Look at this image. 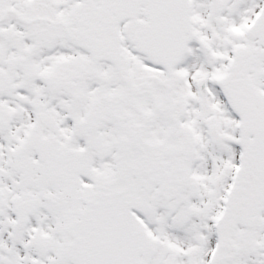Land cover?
I'll list each match as a JSON object with an SVG mask.
<instances>
[{
  "label": "snow or ice",
  "instance_id": "6c2138e0",
  "mask_svg": "<svg viewBox=\"0 0 264 264\" xmlns=\"http://www.w3.org/2000/svg\"><path fill=\"white\" fill-rule=\"evenodd\" d=\"M0 264H264V0H0Z\"/></svg>",
  "mask_w": 264,
  "mask_h": 264
}]
</instances>
